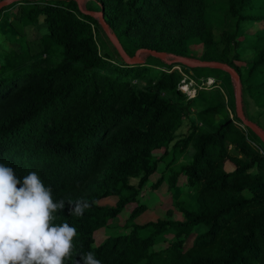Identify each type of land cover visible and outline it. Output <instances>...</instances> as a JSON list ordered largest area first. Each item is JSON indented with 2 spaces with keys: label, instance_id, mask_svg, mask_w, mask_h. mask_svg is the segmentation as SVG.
Instances as JSON below:
<instances>
[{
  "label": "trees",
  "instance_id": "trees-1",
  "mask_svg": "<svg viewBox=\"0 0 264 264\" xmlns=\"http://www.w3.org/2000/svg\"><path fill=\"white\" fill-rule=\"evenodd\" d=\"M221 2V9L212 0H91L87 7L104 11L132 56L151 48L187 57L192 42H201L203 60L237 70L244 114L264 130V0ZM12 14L24 27L44 16L48 31L35 39L24 34L12 41L15 48L0 50V163L21 180L37 172L53 200H65L54 223L77 231L66 264H83L80 255L88 252L102 264H264V142L238 117L230 73L153 56L129 65L76 0H21L0 18ZM256 25V32L241 30ZM99 32L115 55L101 51ZM184 74L223 75L229 105L216 81L188 98L180 88ZM185 121L188 132L179 136ZM191 144L192 159L179 165ZM182 181L197 194L195 208L179 203L182 219L169 212L137 222L149 210L145 189L167 182L174 192ZM69 200L91 207L76 216ZM132 204L125 231L111 232L110 223ZM162 241L167 246L158 248Z\"/></svg>",
  "mask_w": 264,
  "mask_h": 264
},
{
  "label": "clouds",
  "instance_id": "clouds-1",
  "mask_svg": "<svg viewBox=\"0 0 264 264\" xmlns=\"http://www.w3.org/2000/svg\"><path fill=\"white\" fill-rule=\"evenodd\" d=\"M68 203L74 205L70 212L76 216H83L91 207L87 200ZM64 206V199L53 200L52 188L44 185L37 172H29L21 180L12 167L0 163V264L71 261L76 228L54 223V214ZM80 259L83 264H102L93 252L80 255Z\"/></svg>",
  "mask_w": 264,
  "mask_h": 264
},
{
  "label": "rangeland",
  "instance_id": "rangeland-1",
  "mask_svg": "<svg viewBox=\"0 0 264 264\" xmlns=\"http://www.w3.org/2000/svg\"><path fill=\"white\" fill-rule=\"evenodd\" d=\"M212 1H214L216 4L214 6H218V8L221 9V7L223 5L221 0H212ZM90 3H91V0H82V4H83L85 9H88L87 6ZM18 9H19V7L17 6L15 10L17 11ZM95 11H98V10H95ZM219 13L222 14L221 11H219ZM44 18H45L44 16H41L38 24L35 25V27H24L22 25V23L18 20L17 16H15L14 14L10 15V17L8 19L0 18V48H1L0 50L4 49V50L9 51L12 48H15L17 46L16 45L17 42L15 41V43H16L15 44V43H12V41L20 39V37H22L24 34H26L29 39H35V38H38L39 36H42V34L47 33L48 30H47V27L45 25ZM219 23L222 26V28L227 29V26L225 23H223V22H219ZM259 28H260V25H256V26H252V27L243 26L241 30H242V32L252 33V32H256ZM98 41H99L100 49L102 52L109 51L110 53L115 55L113 47L110 45L107 37L103 34V32H99ZM36 44H37V42H36ZM32 46H34V45H32ZM35 49H36V46H34V50ZM204 51H205L204 45L199 41H194V42H192V44L190 46L191 56H187V57L192 58V59L197 60V61L203 60L202 56L204 54ZM149 56H152V55H146V54L143 55L142 56V63L143 62L145 63L147 61L149 62L151 60ZM113 57H116V56H113ZM153 57H155V56H153ZM1 58H3V55L0 54V59ZM159 64H160L159 68H161L162 70L167 69L166 67H163V65L161 63H159ZM260 77L261 76L256 77L253 80V82L256 83L257 81H259ZM217 80L210 77L209 75H203L199 79H197L193 75L188 76V75L184 74V80L180 84V88L188 98H192L197 94L199 88H204V87L205 88H211L216 81V83L219 84V86L221 87V89L225 93L226 103L229 105L230 95L227 91V84H226V81L224 79V76L223 75L218 76ZM233 82H234L233 87H234V96H235L236 83H235L234 79H233ZM235 98H236V96H235ZM229 109H230V117L233 118L234 117L233 111H232L231 107H229ZM257 110H258V108H256L254 106V104L251 102L250 103L251 113L255 114V113H257ZM194 113H192V115H194ZM188 127H189V125L185 121L182 129L179 132V136H184L188 132ZM194 150H195L194 146H193V144H191L188 151L181 157L179 165L189 162L192 159V155H193ZM156 154L158 156H160L162 154V151H157ZM233 167H234L233 164L230 162H228L226 165V168L228 170L233 169ZM164 169H165V166L163 164L161 166V168L159 169L158 173L147 184V186L145 187L146 189H148L149 185H151L152 183H155L158 180V178H160L162 171ZM138 181L139 180L136 178V179H132L131 182L134 184H137ZM146 189L144 190V195L142 196V200H143V202L148 204L149 210H147L143 214H141L137 218V222L141 223V222H146L149 220H157L161 216H169L170 215L169 212H171V216H173V218L182 219L183 216L177 208V205L179 203L185 205L188 208H195V206H196L197 194H196L195 190L190 188L186 184H184L183 181L178 184V187L175 189L174 192L170 191L169 184L167 182H165L163 185H161V187L157 190L149 192ZM132 207H133V204L130 205L127 208V210L125 212H123L122 215H120L119 218L113 220L110 223L111 226L115 227L111 232L125 231L123 226L126 224V221H127L128 217L130 215V212L132 210ZM105 236H107V231L103 230L97 234V239L99 241H101ZM171 237H172V235L167 236V238H171ZM167 244H168L167 241H162L161 243L158 244V248L166 247Z\"/></svg>",
  "mask_w": 264,
  "mask_h": 264
},
{
  "label": "water",
  "instance_id": "water-1",
  "mask_svg": "<svg viewBox=\"0 0 264 264\" xmlns=\"http://www.w3.org/2000/svg\"><path fill=\"white\" fill-rule=\"evenodd\" d=\"M17 1H21V0H2L0 1V11L3 10L5 7H8ZM76 1L79 3V7L84 14L92 16L93 18H96L99 21L105 33L107 34L109 40L111 41V43L114 45V47L120 54L121 58L124 60L125 63L129 65L141 64L142 56L146 54V55L155 56L169 64L181 63L191 68L203 67V68L222 69L230 73L236 83L235 96H236V106H237L238 117L242 120L244 126L251 128L264 142V130L260 128L256 123L249 120L244 114L241 77L234 67H232L226 62L210 61V60L197 61V60H194L186 56L175 55V54H171L165 51H159V50L151 49V48L138 49L136 53L132 56L125 50L117 34L112 31L109 23L106 21L105 13L103 10L101 11L88 10L84 8L82 4V0H76Z\"/></svg>",
  "mask_w": 264,
  "mask_h": 264
}]
</instances>
